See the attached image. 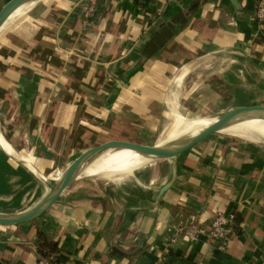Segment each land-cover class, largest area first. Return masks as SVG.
I'll return each instance as SVG.
<instances>
[{"label":"crops","instance_id":"0c3cea01","mask_svg":"<svg viewBox=\"0 0 264 264\" xmlns=\"http://www.w3.org/2000/svg\"><path fill=\"white\" fill-rule=\"evenodd\" d=\"M87 1L40 0L0 29V48L13 51L0 71L1 213L40 202L83 149L120 130L155 129L169 118L174 138L204 121L172 116L196 108L195 101L204 110L220 106L218 113L264 104L258 0H238L240 14L226 0L192 9L199 0H92L96 13L83 27ZM168 24L175 31L157 55L144 54L151 33ZM26 47L50 53L55 70L35 69ZM253 122L264 124L242 128L264 137ZM236 136L112 180L82 176L38 220L0 226V264H35L34 230L57 243L50 255L56 264H264V144ZM116 155L124 165L142 164L128 151ZM172 165L171 184L160 193ZM216 211L233 215L224 250L203 237L169 242L171 225L205 224Z\"/></svg>","mask_w":264,"mask_h":264},{"label":"water","instance_id":"95a60500","mask_svg":"<svg viewBox=\"0 0 264 264\" xmlns=\"http://www.w3.org/2000/svg\"><path fill=\"white\" fill-rule=\"evenodd\" d=\"M40 0H5L0 6V29L8 20L18 14L20 11L36 4ZM202 0L197 1V4L193 3L190 9L199 5ZM233 8L236 14L242 12V7L238 0H226ZM165 20H160L158 23L150 29L153 31L161 25ZM144 56L134 61L124 72V76L137 69L143 61ZM211 118L209 122L203 128H199L194 134L188 136H182L174 141L167 142L158 145L157 143L145 144L138 141H132L128 139L131 136V130L135 129L137 134H153L158 133V136H162L165 133L168 126L156 127L155 129H138L137 127H131L128 133H124L121 130L112 137H107L104 140H100L87 148L83 149L76 158L67 166L60 178L51 184L49 193L37 204L27 209L14 213H1L0 212V226L9 227L34 222L45 215L58 201L60 196L79 178L83 175V170L86 169L94 160L100 157L102 154L113 150H129V151H149L144 155L145 157H152L156 159H173L177 156L185 154L190 149L197 147L204 142L214 138L224 137H238L226 131V129L239 125L248 121H260L264 122V104H255L249 106H239L230 109H225L220 113L208 117ZM226 131V132H225ZM161 138V137H160ZM174 176V166L171 167V179L161 188L160 193L164 192L171 184Z\"/></svg>","mask_w":264,"mask_h":264},{"label":"built area","instance_id":"2783aa9c","mask_svg":"<svg viewBox=\"0 0 264 264\" xmlns=\"http://www.w3.org/2000/svg\"><path fill=\"white\" fill-rule=\"evenodd\" d=\"M96 13V4L92 0H88L81 10V24L83 27L89 26L91 20ZM255 18L257 22L264 21V0H258L255 10ZM233 217L222 211H216L207 223L190 222L187 224L171 225L172 235L169 239L170 243H175L178 238H184L187 242H194L198 237H203L207 242L215 245L219 250H224L227 237L230 234V226ZM35 264H56L50 258L38 256ZM153 264H162L161 260Z\"/></svg>","mask_w":264,"mask_h":264},{"label":"trees","instance_id":"16d2710c","mask_svg":"<svg viewBox=\"0 0 264 264\" xmlns=\"http://www.w3.org/2000/svg\"><path fill=\"white\" fill-rule=\"evenodd\" d=\"M175 31L173 25L168 24L164 27L162 26L159 31L151 33L148 44L144 47L143 53L147 56L157 55L161 47L170 38L172 33ZM27 58L34 61V68L43 70L48 68V70L54 71L56 66V59L51 58L50 53H43L42 49H32L29 50L28 47L24 49L23 52ZM13 51L11 48L4 46L0 48V71L5 68V61H8L12 57ZM0 91V96H1ZM233 217V215H232ZM36 237L38 239L37 253L40 257L50 258V255L58 251L57 243L50 240L44 233L38 230H34Z\"/></svg>","mask_w":264,"mask_h":264},{"label":"bare ground","instance_id":"6f19581e","mask_svg":"<svg viewBox=\"0 0 264 264\" xmlns=\"http://www.w3.org/2000/svg\"><path fill=\"white\" fill-rule=\"evenodd\" d=\"M209 122H211V118L206 117V118H204L203 122H200L201 126H198L196 128H193V129L188 128L185 132H183L182 134H180L174 138H171V132H168L169 130H171V128L169 127L168 130L165 133H163V135L161 136L159 143H162L165 141L171 142V141L176 140L179 137L194 134L199 128H203ZM245 123L230 127L228 129H226V131L231 133V134H234V135H236V134L245 135L249 140H255L256 138H259V137L264 138V137H262L256 133H253L252 131H249L248 129L242 128V127H244L243 125ZM167 142H165V143H167ZM4 146L7 147V149H8V146H6V145H4ZM2 149H3V147H2ZM120 151H128V152H130V154L135 155L137 160H139L140 163H142L139 166H142L148 162L146 160L147 158L144 155L146 154L147 151H149V149L146 151H129V150H125V149L124 150H113V151H109V152L102 154L100 157H98L96 160H94L92 162V164H90L86 169L83 170V172H84L83 175L84 176H95L97 174L105 175L107 173H119L120 175H122V174L126 175L128 173V171H126L124 169V167H123L124 164H123V161L121 160V158L116 155Z\"/></svg>","mask_w":264,"mask_h":264},{"label":"rangeland","instance_id":"374dc122","mask_svg":"<svg viewBox=\"0 0 264 264\" xmlns=\"http://www.w3.org/2000/svg\"><path fill=\"white\" fill-rule=\"evenodd\" d=\"M203 103L204 102H201V101H195L194 104H195L196 108H193L192 110H188V113H186V114L183 113V112L182 113L181 112L180 113L179 112H175V114H172V116L179 115V119H181V120L184 119V117L185 118H188V119H203V118H206V117H212V116L216 115L218 112H215V111H219L220 110V106H218L216 104H211V103L209 104L208 109L205 108L206 110H204V109H202L203 107H201V105ZM182 116H183V118H181ZM173 121H175L177 123V120H174V118H173ZM124 122L125 121L118 120V124H121L122 125V124H124ZM176 123H173L172 125L175 124L174 127H176ZM169 124H170V119L169 118L167 119L166 122H162V126H168ZM251 126L257 127V129H259V128H261L262 130L264 129V124H260V123L258 124L256 122H253V124H251ZM132 128H133V126H132ZM162 129L160 130V132L157 131V132H155L153 134H145V133L137 134V131L135 129H132L131 130L132 132H131L130 139H132V141L134 140V141H138L140 143H145V144L158 143L160 141V139H161L160 138L161 136H158L159 135L158 133H161ZM172 130H169L168 132H171ZM236 135H238V134H236ZM241 136L243 138H245L246 140H249L245 135H242L241 134ZM259 141L264 144V138L259 137ZM16 149H18V148H16ZM18 150H20V149H18ZM146 158H147L146 160L148 162L153 161V160H158V159L152 158V157H146ZM161 160H163V159H161ZM133 166H134L133 163H130L128 165H123L124 169L126 171H128V173H130L133 169L140 167V166H137V167H135V166L133 167ZM62 173H61V175H62ZM61 175H59V178H60ZM106 175L107 176L109 175L108 176L109 179L112 176H115V177L116 176H118V177L120 176L119 173H107L105 175L97 174L95 176L101 178L102 176H105L106 177ZM53 177H55V176H53ZM105 177L104 178H101V179L107 180L106 179L107 177L106 178ZM90 178L91 177H89V179ZM110 180H112V178ZM44 191H46V190L43 188V192ZM7 200H8V198H7Z\"/></svg>","mask_w":264,"mask_h":264}]
</instances>
